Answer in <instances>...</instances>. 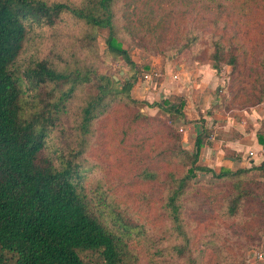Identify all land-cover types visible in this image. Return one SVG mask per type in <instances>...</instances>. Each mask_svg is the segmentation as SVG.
Returning a JSON list of instances; mask_svg holds the SVG:
<instances>
[{
  "label": "trees",
  "instance_id": "trees-1",
  "mask_svg": "<svg viewBox=\"0 0 264 264\" xmlns=\"http://www.w3.org/2000/svg\"><path fill=\"white\" fill-rule=\"evenodd\" d=\"M92 1L75 6L45 0H0V264L9 259L14 264H140L141 244L150 264H206L205 251L193 247L184 205L188 194L199 191L200 186L206 187L204 210L220 212L225 221L247 216L240 220L247 239L258 240L264 229V182L250 179L248 169L214 173L212 168L199 165L205 131L196 135L189 151L182 145L181 134L165 125L159 132L166 144L157 153L167 168L164 176L149 166L140 170L142 182L162 188L160 212L166 226L158 236L151 235L145 223L128 213L102 179H89L81 161L49 145L59 115L67 113L73 93L92 76L97 78L98 90L80 105L76 128L81 148L74 157L83 156L95 121L115 104L134 108L142 102L131 95L136 79L121 82L111 75L97 74L86 58L64 68L41 58H33L22 70L16 64L31 25L52 26L63 14H71L92 30L82 44L86 51L97 53L95 29H106L107 50L132 65L119 39L126 29L121 21V0ZM232 1L194 0L195 5L211 12L209 24H205L210 29L201 25L181 47L191 48L199 40L205 41L213 67L219 71L222 65H229L240 80L252 74L243 73V66L240 69V55L244 66L257 65L252 70L254 76L262 77L259 86L255 85L257 80L247 83L243 79L251 86L244 95L250 108L264 99V0H243L239 12L240 5L231 9V16L239 18L230 17L229 24L224 19L225 6ZM49 84L55 95L34 100L25 97L26 92ZM145 105L174 115L176 124L184 123L182 102L170 104L165 99L145 101ZM135 117L147 118L140 112ZM175 165L182 171H176ZM197 170L212 172L219 179L201 183L194 179ZM252 246L251 242L247 250ZM82 252L95 253L94 261L85 262ZM242 253L235 261H228L223 254V262L215 264H245Z\"/></svg>",
  "mask_w": 264,
  "mask_h": 264
},
{
  "label": "rangeland",
  "instance_id": "rangeland-1",
  "mask_svg": "<svg viewBox=\"0 0 264 264\" xmlns=\"http://www.w3.org/2000/svg\"><path fill=\"white\" fill-rule=\"evenodd\" d=\"M45 1L48 3L66 2L75 6L84 5L88 1L93 2L92 0ZM242 1L234 0L226 3V14L224 12L223 15L225 14L224 19L229 24L231 18H239L237 12L240 11ZM121 2L124 11L121 12V21L126 29L122 31L119 39L128 51L132 65L121 55H114L107 50L104 43V38L108 33L106 29H95L97 53L86 51L87 49L83 48L82 44L87 33L92 30L71 14H63L52 26L43 23L31 25L16 64L22 70L33 58H41L64 68L65 65L75 64L78 58H86L97 74L111 75L121 82L126 78L136 79L135 83L144 81L143 74L148 71L159 73V76H153L152 80H149L150 88L146 90L145 95L140 91L138 94L131 89L132 97L142 101L136 107L130 108L115 104L97 119L83 156L74 157L79 147L81 148L78 144L79 130L76 128L80 121V105L89 96L95 95L98 90L97 78L92 76L90 81L71 96L68 111L66 114L59 115L55 125L56 131L49 142V145H53L52 149L56 148L57 152L63 151L74 161L79 163L81 161L84 174L89 179L92 178L93 181L102 179L105 187L110 189V193L124 205L128 213L145 223L151 235L158 236L166 226V221L160 212L162 188L142 182L139 177L140 170L149 166L159 170L164 176L167 168L165 163L159 160L157 153L166 144V139L159 132L165 125L171 126L174 132L181 134L182 145L189 151L193 150L194 140L181 124L173 122L174 115H168L157 107H148L145 101L163 102L166 99L170 104L176 105L182 102V111L183 114L185 113L183 116L188 119L196 113L199 119L203 120L202 116L206 110L201 112L199 99L200 101L202 99L195 94L197 90L199 91L195 83L200 82L201 79L199 67L213 69V63L209 59L210 49L202 40L191 48H182L181 45L184 44V39L193 35V30H198L201 25L206 30L210 29L205 24H209L207 19L211 12L195 5L194 0H121ZM238 5L240 6L235 13L237 16H231V9H235ZM244 20L245 18L242 19ZM242 57L240 55L242 63L240 69L243 66V73H252L247 77L243 75L242 80L236 79L237 74L231 73L232 68L229 65H222L219 72L213 69L216 71L218 82L210 95H207L206 101L213 105L215 99H219L215 102L219 106H216L218 110L224 109L234 114L243 109H249V102L244 95L251 86L243 82L252 83L257 80L255 85L258 87L262 77L254 76L256 74L252 69L257 68V65L251 66L246 63L244 66ZM176 65H181L184 70L177 78H173L172 73L177 70ZM165 82L166 86L163 88L167 91L163 93L160 88L161 85H165ZM239 89L243 91L236 95ZM213 94L216 98H213ZM25 95L27 99L34 100L38 96L55 94L49 84L39 87L37 91H28ZM138 112L147 118L135 117ZM154 132L156 133L152 137L143 139L144 135H152ZM198 164L206 166L200 157ZM174 168L178 172L182 171L179 166L175 165ZM214 173L197 170L194 179L201 183H208L219 179ZM248 177L260 180L249 174ZM200 187L199 191H192L188 194L184 205L188 228L193 235V247L205 251L203 262L206 264L222 263L223 254L228 261H235L243 252L245 264H264V229L258 240H252L249 237L253 248L247 250L251 242L247 239V232L240 221L247 216L241 215L239 219L225 221L220 212L214 210V213H211L208 208L204 210L202 199L207 194L206 187ZM257 229L256 226L255 237L258 234ZM214 247L219 249L215 250ZM220 249L222 252H219ZM139 251L140 264H150L147 250L142 244L139 245ZM256 253H261L262 258L258 259L255 256ZM81 256L85 262H92L95 259V253L92 252H82ZM4 264H14V262L9 259Z\"/></svg>",
  "mask_w": 264,
  "mask_h": 264
},
{
  "label": "crops",
  "instance_id": "crops-1",
  "mask_svg": "<svg viewBox=\"0 0 264 264\" xmlns=\"http://www.w3.org/2000/svg\"><path fill=\"white\" fill-rule=\"evenodd\" d=\"M176 68L177 70L172 73V76L174 74L179 76L184 70L181 65ZM212 68L216 70L214 67ZM213 69L199 67L201 79L200 82L195 83L196 88L200 91L197 90L195 94L202 99V101L199 99L201 112L206 110L202 116L203 120L193 113L188 119L184 116L185 121L182 126L190 133L193 140L202 131L207 133L200 150V160L203 161V164L217 173L221 169H248L249 176L264 181V100L249 109H243L234 114L224 109L218 110L219 106L215 102L219 99H215L213 105L206 101L207 95H210L218 82L217 70ZM164 86H166V82L160 88L163 93L167 91L163 88ZM149 88V81H137L132 91L138 94L142 92L145 95ZM213 98H216L215 94H213ZM211 107L212 109H210Z\"/></svg>",
  "mask_w": 264,
  "mask_h": 264
},
{
  "label": "built area",
  "instance_id": "built-area-1",
  "mask_svg": "<svg viewBox=\"0 0 264 264\" xmlns=\"http://www.w3.org/2000/svg\"><path fill=\"white\" fill-rule=\"evenodd\" d=\"M153 76H159V73H157L156 71H148L146 73L143 74V77L146 81H149V80H152ZM177 74H174L173 75V78H177ZM255 256L258 258V259H261L262 258V254L261 253H256Z\"/></svg>",
  "mask_w": 264,
  "mask_h": 264
}]
</instances>
